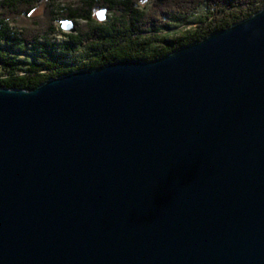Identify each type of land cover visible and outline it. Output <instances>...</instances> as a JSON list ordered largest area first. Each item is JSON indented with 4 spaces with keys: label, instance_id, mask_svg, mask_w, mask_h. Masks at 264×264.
Wrapping results in <instances>:
<instances>
[{
    "label": "water",
    "instance_id": "obj_1",
    "mask_svg": "<svg viewBox=\"0 0 264 264\" xmlns=\"http://www.w3.org/2000/svg\"><path fill=\"white\" fill-rule=\"evenodd\" d=\"M0 264H264V8L0 87Z\"/></svg>",
    "mask_w": 264,
    "mask_h": 264
},
{
    "label": "trees",
    "instance_id": "obj_2",
    "mask_svg": "<svg viewBox=\"0 0 264 264\" xmlns=\"http://www.w3.org/2000/svg\"><path fill=\"white\" fill-rule=\"evenodd\" d=\"M41 1L45 3L43 15L31 18L30 13ZM59 1L0 0V87L32 90L47 79L78 69L77 65L55 66V53L63 45L81 42L97 50L116 47L117 54L90 61L86 69L120 60L151 61L264 8V0ZM97 9L107 10V20H94ZM63 19L71 20L74 26L81 23L76 26L81 30V40L69 35L65 41L57 40V35H64L57 24ZM92 36L98 37L99 43H87ZM58 55L64 56L61 52Z\"/></svg>",
    "mask_w": 264,
    "mask_h": 264
},
{
    "label": "flooded vegetation",
    "instance_id": "obj_3",
    "mask_svg": "<svg viewBox=\"0 0 264 264\" xmlns=\"http://www.w3.org/2000/svg\"><path fill=\"white\" fill-rule=\"evenodd\" d=\"M76 26H75V30L73 32L64 33V35L61 37V41H65L66 39H68L66 37L67 35H69V37L72 36L73 40H81V38L79 36L80 35L79 32H81V30H79ZM59 35H61V34H59ZM97 39H99V38L98 37L94 38L92 36L91 40L90 41L88 40L87 43H89V44H91L92 42L99 43L100 40H97ZM60 52L62 54H64V56L58 55V53H60ZM117 53L118 52L116 51V47H114V46L106 47L103 50H97V47H95V48H93L91 46L86 47L85 44L80 42L79 44L76 43L73 46H65V45L60 46L59 50L55 53L54 61L58 62L57 64H55V66L59 65V64H63L66 66L77 65L78 69L79 68H87L90 61H93L96 59L101 60L104 57H107V56L109 57V56L115 55ZM105 55H107V56H105ZM58 56H60L62 58H58ZM38 63L41 64L40 61H38Z\"/></svg>",
    "mask_w": 264,
    "mask_h": 264
},
{
    "label": "rangeland",
    "instance_id": "obj_4",
    "mask_svg": "<svg viewBox=\"0 0 264 264\" xmlns=\"http://www.w3.org/2000/svg\"><path fill=\"white\" fill-rule=\"evenodd\" d=\"M61 1H63V0H60L59 1V3H61ZM44 9H45V3H44V1H41L37 6H36V8L30 13V17L31 18H35V17H37V16H41V15H43V11H44ZM98 10H100V9H97V10H95V12H94V14H93V18H94V20L96 21V22H100V21H98L97 19H96V12L98 11ZM104 16H105V19L103 20V21H101V22H104L105 20H107V18H108V12H107V10H105V12H104ZM60 22H61V20H60ZM60 22H57V24L59 25L60 24ZM81 23L79 22L78 24H76V25H80ZM56 25V24H55ZM61 30V29H60ZM61 32L62 33H67V31H63V30H61ZM61 34V33H60ZM63 35L61 34V35H57V40H61V37H62ZM22 57V56H21ZM23 57H25V56H23ZM22 57V58H23ZM25 58H28V57H25Z\"/></svg>",
    "mask_w": 264,
    "mask_h": 264
}]
</instances>
